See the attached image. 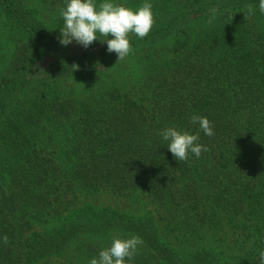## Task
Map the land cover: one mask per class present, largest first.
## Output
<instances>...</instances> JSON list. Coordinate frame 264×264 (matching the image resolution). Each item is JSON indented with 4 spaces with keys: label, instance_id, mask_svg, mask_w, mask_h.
Masks as SVG:
<instances>
[{
    "label": "trees",
    "instance_id": "1",
    "mask_svg": "<svg viewBox=\"0 0 264 264\" xmlns=\"http://www.w3.org/2000/svg\"><path fill=\"white\" fill-rule=\"evenodd\" d=\"M152 3V30L129 34L118 62L99 39L60 44L64 0H0V264H89L132 235L134 264H260L259 0ZM170 126L199 132L208 151L176 160L158 135ZM102 193L125 209H72Z\"/></svg>",
    "mask_w": 264,
    "mask_h": 264
},
{
    "label": "clouds",
    "instance_id": "2",
    "mask_svg": "<svg viewBox=\"0 0 264 264\" xmlns=\"http://www.w3.org/2000/svg\"><path fill=\"white\" fill-rule=\"evenodd\" d=\"M259 12L264 15V0H259ZM213 14L215 9L212 10ZM254 15L251 6L245 13ZM63 25L60 27V44L67 46L73 41L85 49L93 42L100 40L107 44L109 53H116L118 62L127 57L132 45L129 34L139 38L146 37L155 24V14L152 0H143L141 6L133 8L117 0H64V7L60 9ZM100 37H107L101 39ZM109 37H112L109 39ZM190 123L199 126L207 136H213L214 130L206 116L193 114ZM158 135L167 142L168 150L178 161H186L190 155L199 158L208 148L199 143V132L192 133L170 126L160 130ZM4 243L8 242L7 235L0 237ZM141 237L132 235L127 238L114 237L111 245L102 248L97 256L90 259L89 264H134ZM260 264H264V249L259 250Z\"/></svg>",
    "mask_w": 264,
    "mask_h": 264
},
{
    "label": "rangeland",
    "instance_id": "3",
    "mask_svg": "<svg viewBox=\"0 0 264 264\" xmlns=\"http://www.w3.org/2000/svg\"><path fill=\"white\" fill-rule=\"evenodd\" d=\"M29 1L32 2L34 0H29ZM117 2L122 3L121 0H117ZM38 4H39V7L41 8V10L44 11L43 6L40 3H38ZM78 197H79V195L77 196L78 200L77 201L75 200L77 203H74L72 205V209H75V208L77 209V208H79L81 206H84V205H86L88 203L97 204V205H109V206H113V207H115L117 209H120V210L125 209V207L123 206V204L121 202L112 201L111 198H113V199H115V198L112 197L108 193H102V194H99V195H97L95 197H90V196H85V195L80 196L79 198ZM124 211H126V210H124ZM37 229H42V227L39 226Z\"/></svg>",
    "mask_w": 264,
    "mask_h": 264
}]
</instances>
